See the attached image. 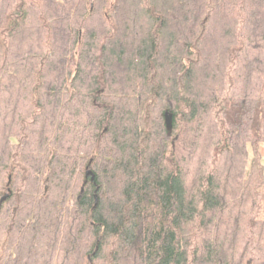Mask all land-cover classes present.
Masks as SVG:
<instances>
[{"label":"trees","instance_id":"trees-1","mask_svg":"<svg viewBox=\"0 0 264 264\" xmlns=\"http://www.w3.org/2000/svg\"><path fill=\"white\" fill-rule=\"evenodd\" d=\"M264 0H0V264H264Z\"/></svg>","mask_w":264,"mask_h":264},{"label":"crops","instance_id":"crops-1","mask_svg":"<svg viewBox=\"0 0 264 264\" xmlns=\"http://www.w3.org/2000/svg\"><path fill=\"white\" fill-rule=\"evenodd\" d=\"M261 151L264 153V141L261 143Z\"/></svg>","mask_w":264,"mask_h":264},{"label":"rangeland","instance_id":"rangeland-1","mask_svg":"<svg viewBox=\"0 0 264 264\" xmlns=\"http://www.w3.org/2000/svg\"><path fill=\"white\" fill-rule=\"evenodd\" d=\"M263 161H264V153H263Z\"/></svg>","mask_w":264,"mask_h":264}]
</instances>
